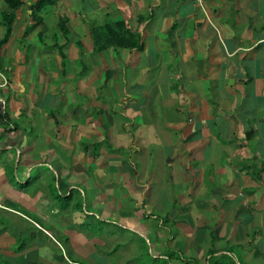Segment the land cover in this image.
<instances>
[{
	"label": "crops",
	"instance_id": "1",
	"mask_svg": "<svg viewBox=\"0 0 264 264\" xmlns=\"http://www.w3.org/2000/svg\"><path fill=\"white\" fill-rule=\"evenodd\" d=\"M38 1L0 0V264L264 259V0Z\"/></svg>",
	"mask_w": 264,
	"mask_h": 264
},
{
	"label": "rangeland",
	"instance_id": "2",
	"mask_svg": "<svg viewBox=\"0 0 264 264\" xmlns=\"http://www.w3.org/2000/svg\"><path fill=\"white\" fill-rule=\"evenodd\" d=\"M27 225L25 223H18L16 219L10 218L8 219V221L3 222L0 224V234L1 233H5L7 232V234L9 233V236H12L17 245L26 242L27 244H29V242H31V240L29 239V235L28 233H25V229H26ZM30 234V233H29ZM129 242V241H128ZM61 246H57L56 251H66L68 256L71 257L72 259H77L80 260L82 262H86V259L83 258L81 255L79 256V252L80 251H74L76 250L78 247L76 246H70L69 243L67 241H61ZM78 246V245H77ZM149 249V247H147V250ZM107 252V251H106ZM101 253H103V251H101ZM154 252L153 251H146V249L143 251H137L136 248H134V251H122L121 254H116L114 255V257H116V259L121 258L122 261H125L126 263H131V264H164L163 261H161L160 259L155 258L156 256L153 255ZM113 258L112 256L108 257V260ZM225 262L228 264L229 259L228 258H224ZM107 260V261H108ZM111 264H119V261L113 258L112 261H110ZM124 264V263H121ZM246 264H248L246 262ZM249 264H264V259H257L253 262H249Z\"/></svg>",
	"mask_w": 264,
	"mask_h": 264
},
{
	"label": "trees",
	"instance_id": "3",
	"mask_svg": "<svg viewBox=\"0 0 264 264\" xmlns=\"http://www.w3.org/2000/svg\"><path fill=\"white\" fill-rule=\"evenodd\" d=\"M54 0H39L34 6L36 9H41V8H44V6L48 5V4H51ZM5 2L7 4H9V6L13 9H16V8H19L21 6V0H5ZM8 20L7 23H5L4 25L6 26V31H7V34L5 35V39L4 41L7 40V38H9V34L11 33V22L13 20V18L11 16H5ZM222 260H224V257H221ZM229 260H231V258H229ZM232 261V264H237L235 263L233 260ZM215 262V263H214ZM1 264H9L7 262H2ZM211 264H227L225 262H219L218 258L216 257H211ZM228 264H231L230 262H228Z\"/></svg>",
	"mask_w": 264,
	"mask_h": 264
},
{
	"label": "built area",
	"instance_id": "4",
	"mask_svg": "<svg viewBox=\"0 0 264 264\" xmlns=\"http://www.w3.org/2000/svg\"><path fill=\"white\" fill-rule=\"evenodd\" d=\"M197 1H201V0H197ZM8 82H7V80H3L2 81V83H0V86L2 87V86H5L6 84H7Z\"/></svg>",
	"mask_w": 264,
	"mask_h": 264
}]
</instances>
